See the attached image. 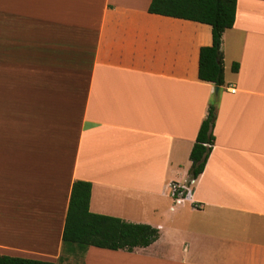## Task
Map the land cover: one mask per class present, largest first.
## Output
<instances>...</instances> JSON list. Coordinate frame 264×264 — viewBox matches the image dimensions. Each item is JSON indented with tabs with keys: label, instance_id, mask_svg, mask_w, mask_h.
<instances>
[{
	"label": "crops",
	"instance_id": "obj_1",
	"mask_svg": "<svg viewBox=\"0 0 264 264\" xmlns=\"http://www.w3.org/2000/svg\"><path fill=\"white\" fill-rule=\"evenodd\" d=\"M151 2L0 0V256L264 264V0H237L221 87L199 78L212 27ZM211 105L215 144L193 180ZM76 181L92 184V213L156 228L157 241L66 246Z\"/></svg>",
	"mask_w": 264,
	"mask_h": 264
},
{
	"label": "trees",
	"instance_id": "obj_2",
	"mask_svg": "<svg viewBox=\"0 0 264 264\" xmlns=\"http://www.w3.org/2000/svg\"><path fill=\"white\" fill-rule=\"evenodd\" d=\"M149 12L179 18L212 27V45L200 52L199 78L216 86L225 84V67L221 51L223 33L233 28L237 16V0H152ZM238 71V65H233ZM216 107L211 105L201 124L190 154V176L197 179L205 170L215 144ZM92 184L76 181L68 206L63 242L85 252L89 247L112 251L147 248L159 238V230L149 225L132 224L122 219L94 214L90 211ZM0 264H54L48 261L0 256Z\"/></svg>",
	"mask_w": 264,
	"mask_h": 264
},
{
	"label": "built area",
	"instance_id": "obj_3",
	"mask_svg": "<svg viewBox=\"0 0 264 264\" xmlns=\"http://www.w3.org/2000/svg\"><path fill=\"white\" fill-rule=\"evenodd\" d=\"M233 91H235V89H233ZM187 191H188V189H186L185 187H181L177 184L171 185V194L175 199L186 197Z\"/></svg>",
	"mask_w": 264,
	"mask_h": 264
},
{
	"label": "rangeland",
	"instance_id": "obj_4",
	"mask_svg": "<svg viewBox=\"0 0 264 264\" xmlns=\"http://www.w3.org/2000/svg\"><path fill=\"white\" fill-rule=\"evenodd\" d=\"M132 199V201H136V200H133V198H131ZM131 252V251H130ZM96 261H92L91 260V264H103V263H105L106 264V262H107V264H113L114 263V258L113 257H111V258H108V260H106V262H105V260L104 261H98L97 259H95Z\"/></svg>",
	"mask_w": 264,
	"mask_h": 264
}]
</instances>
